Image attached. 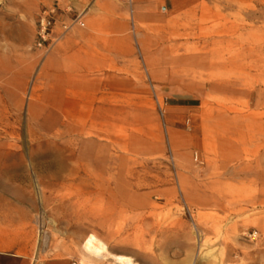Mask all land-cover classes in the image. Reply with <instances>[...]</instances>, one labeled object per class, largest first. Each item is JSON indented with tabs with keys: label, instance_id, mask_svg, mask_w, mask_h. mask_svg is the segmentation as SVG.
<instances>
[{
	"label": "rangeland",
	"instance_id": "obj_1",
	"mask_svg": "<svg viewBox=\"0 0 264 264\" xmlns=\"http://www.w3.org/2000/svg\"><path fill=\"white\" fill-rule=\"evenodd\" d=\"M53 6L55 36L115 24L125 51L64 117L37 83ZM0 172L28 264H264V0H0Z\"/></svg>",
	"mask_w": 264,
	"mask_h": 264
},
{
	"label": "crops",
	"instance_id": "obj_2",
	"mask_svg": "<svg viewBox=\"0 0 264 264\" xmlns=\"http://www.w3.org/2000/svg\"><path fill=\"white\" fill-rule=\"evenodd\" d=\"M86 16L89 13L84 17ZM85 25L86 22L82 27L73 26L71 32L61 33L60 42L41 61L38 70L37 83L47 87L45 97H51L47 101L58 104L54 106L58 117L65 116L61 115L62 103L75 102L79 107L88 102L97 104L101 97L103 74L109 69L119 70L125 67V51L120 45L122 36L117 33L116 25H101V29L106 30L103 33ZM130 52L131 48H128V53ZM41 74L46 78L39 79ZM23 80L24 82L13 85L11 90L17 96L28 85L27 77ZM35 224L36 212L0 187V255L18 258V264H28L27 256L36 236Z\"/></svg>",
	"mask_w": 264,
	"mask_h": 264
},
{
	"label": "built area",
	"instance_id": "obj_3",
	"mask_svg": "<svg viewBox=\"0 0 264 264\" xmlns=\"http://www.w3.org/2000/svg\"><path fill=\"white\" fill-rule=\"evenodd\" d=\"M127 3H132V0H122ZM57 9L58 7L53 6L51 8L45 9L41 17L39 19V28H38V40L39 45L42 46V44L59 39L62 34L69 31L73 26L80 25L84 26V22L76 18L71 23H63V32L60 36H55V28H56V22H57Z\"/></svg>",
	"mask_w": 264,
	"mask_h": 264
},
{
	"label": "bare ground",
	"instance_id": "obj_4",
	"mask_svg": "<svg viewBox=\"0 0 264 264\" xmlns=\"http://www.w3.org/2000/svg\"><path fill=\"white\" fill-rule=\"evenodd\" d=\"M126 259H127V258H126ZM126 259H125V260H126ZM126 263H127V264H133V263H132V262H130V261H129V262H126Z\"/></svg>",
	"mask_w": 264,
	"mask_h": 264
}]
</instances>
